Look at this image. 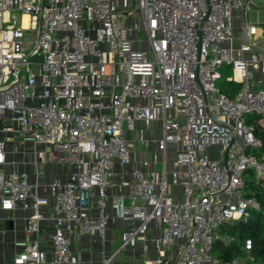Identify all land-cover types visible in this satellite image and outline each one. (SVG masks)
Returning a JSON list of instances; mask_svg holds the SVG:
<instances>
[{"label": "built area", "instance_id": "1", "mask_svg": "<svg viewBox=\"0 0 264 264\" xmlns=\"http://www.w3.org/2000/svg\"><path fill=\"white\" fill-rule=\"evenodd\" d=\"M255 6L0 0V213L27 212L25 239L0 264H79L80 239L103 236L110 218L129 226L98 264L149 242L157 255L144 264H256L251 238L229 260L212 252L231 240L221 225L264 214L245 189L247 171L264 180L263 145L246 119L264 130ZM223 65L240 84L234 96L217 85ZM155 124L157 151L145 158L137 147ZM47 163L73 169L46 181ZM15 218L0 215L1 241Z\"/></svg>", "mask_w": 264, "mask_h": 264}, {"label": "crops", "instance_id": "2", "mask_svg": "<svg viewBox=\"0 0 264 264\" xmlns=\"http://www.w3.org/2000/svg\"><path fill=\"white\" fill-rule=\"evenodd\" d=\"M250 14V20L256 24L258 27L257 37L259 39V45L264 46V12L257 10V6L254 7ZM144 147L140 145L137 147V151L140 152L141 156L145 158L151 157L146 151H143ZM54 166L52 170H46V167ZM73 169L71 164L68 163H47L43 167V172L45 175V180L49 181L55 177L65 178ZM30 171V169H28ZM31 177V174H30ZM32 178V177H31ZM92 213H96V210L93 209ZM27 212L22 210H17L12 212H1V216H15L14 223H9L10 228L12 229L5 236V241L12 240H24L25 236L22 234V228L24 226V221L22 217H24ZM129 226L128 223H123L120 220H116L114 218H110L108 220V224L103 236L99 234L93 235H84L79 241V249L82 256V260L79 264H98L105 255L112 253L115 249L113 248L114 242V232L118 231L117 239L120 241L122 232L127 229ZM15 229V231L13 230ZM159 233L158 229H156L153 225L149 226L148 236L150 238L155 237ZM11 241L12 250L15 249L13 242ZM148 250L145 251L142 244L138 243L136 246L132 248H126L118 253L114 259L112 264H144V259H153L156 257L157 253L154 251V248L151 246L152 244L148 243ZM14 251V250H13Z\"/></svg>", "mask_w": 264, "mask_h": 264}, {"label": "trees", "instance_id": "3", "mask_svg": "<svg viewBox=\"0 0 264 264\" xmlns=\"http://www.w3.org/2000/svg\"><path fill=\"white\" fill-rule=\"evenodd\" d=\"M220 90L229 96H234L235 92L240 88V84L235 81L225 79V83L219 86ZM247 122L255 124V134L260 138L262 142V151L264 150V130L257 123L255 116H248ZM263 181V182H262ZM259 184L246 182L245 189L246 195H255L259 202H264V180ZM259 192H255L256 190ZM220 232L233 234L237 232V235L233 236L230 241L224 242L219 239L213 244L212 252L218 255L223 260H229L239 253V247L243 243L244 238H251L253 245L251 254L253 256V262L256 264H264V214L259 211H252L250 218L247 222L234 221L232 223H225L220 226Z\"/></svg>", "mask_w": 264, "mask_h": 264}, {"label": "rangeland", "instance_id": "4", "mask_svg": "<svg viewBox=\"0 0 264 264\" xmlns=\"http://www.w3.org/2000/svg\"><path fill=\"white\" fill-rule=\"evenodd\" d=\"M255 3L257 4V10L264 12V0H255ZM254 10H255V8H254ZM261 26H264V24H262ZM220 71L222 73V78L220 80H218L217 85L222 87V85L225 83V79H228L229 76L232 75V71H231L230 66H227V65L221 66ZM140 127H142V125L137 124L136 132H137L138 128H140ZM145 135L148 138V143L146 145H143V147H144L143 151H146V153L151 155L152 152L157 151L156 141L159 138V131H158L157 125L155 124L153 128H151V127L147 128L146 127L145 128ZM136 136H137V134L135 135V137ZM42 167H44V165H42ZM159 167H160V165H158V168ZM52 169H54V166L53 167H51V166L46 167V170H52ZM245 180H246V182L254 183L251 171L246 172ZM259 191L260 190L258 189L255 192H259ZM263 198H264V194H263ZM261 209H262V211H264V202L261 204ZM252 211L253 210H251V212ZM118 234H119L118 231H115L113 234L115 240H114L112 245H113L114 249L117 248L119 243H120V241L118 242V239H117ZM235 235H237V232H234L233 234H230V233H223L222 234V236L225 240H229V239L233 238V236H235ZM11 241L12 240H9L8 242H7V240L6 241L0 240V258L1 257H7V255H11L13 253L14 249L12 250ZM1 242H3V243H1ZM239 256L241 258H243L245 260V262L249 260L248 255L245 252H241Z\"/></svg>", "mask_w": 264, "mask_h": 264}, {"label": "bare ground", "instance_id": "5", "mask_svg": "<svg viewBox=\"0 0 264 264\" xmlns=\"http://www.w3.org/2000/svg\"><path fill=\"white\" fill-rule=\"evenodd\" d=\"M23 23H24V25H26V23H27V16H24L23 17Z\"/></svg>", "mask_w": 264, "mask_h": 264}, {"label": "water", "instance_id": "6", "mask_svg": "<svg viewBox=\"0 0 264 264\" xmlns=\"http://www.w3.org/2000/svg\"><path fill=\"white\" fill-rule=\"evenodd\" d=\"M38 57L37 56H33L30 58V60H36Z\"/></svg>", "mask_w": 264, "mask_h": 264}]
</instances>
